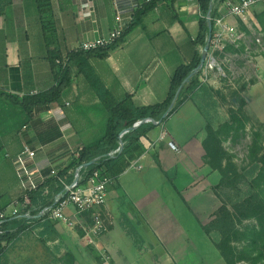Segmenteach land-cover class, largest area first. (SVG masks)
I'll return each instance as SVG.
<instances>
[{
	"label": "crops",
	"instance_id": "0c3cea01",
	"mask_svg": "<svg viewBox=\"0 0 264 264\" xmlns=\"http://www.w3.org/2000/svg\"><path fill=\"white\" fill-rule=\"evenodd\" d=\"M51 1L63 56L76 51L82 42L109 38L116 27V0ZM147 1L136 0L140 5ZM201 18L198 0L174 5L160 3L145 18L144 25L136 27L108 58H93L91 64L118 100L130 95L137 107L163 103L176 69L191 63L201 50L195 44ZM252 18L264 35V4L252 11ZM226 20L235 28L242 23L249 30L238 17ZM251 42L255 44L254 40ZM258 64L257 80L248 87L247 101L254 107L263 101L264 57L258 58ZM54 84V70L48 59L36 0H14L5 14L0 15V210H7L23 196L14 160L25 145L40 151L38 164L44 167L49 161L62 168L73 162L75 151L106 135L107 110L76 67H73L72 84L63 92L56 109H43L30 116L23 107L3 97L12 95L22 101L25 96L49 91ZM197 93L198 90L165 124L141 138L143 153L129 160L128 168L116 175L108 190V201L109 192L118 181L122 191L129 193L135 187L142 191L138 203L159 236L156 242L160 250L154 253L161 254V264H190L200 259L201 251L190 239L189 227L180 223L176 213L184 207L197 229L209 237L204 230L205 221L220 207L211 188L215 185L212 178L221 177L207 161L204 141L208 134L201 128L204 118L192 101ZM184 113L194 114L195 125L190 123L192 127L178 130L179 118ZM253 114L264 119L259 108ZM170 142L176 150L170 147ZM133 163L141 169H130ZM134 178L176 180L171 181V190L163 193L157 189L149 191L145 180L136 184ZM164 182L168 185L167 180ZM167 198H178L188 206L177 208V205L174 209L166 202ZM189 222L191 225L192 221Z\"/></svg>",
	"mask_w": 264,
	"mask_h": 264
},
{
	"label": "trees",
	"instance_id": "16d2710c",
	"mask_svg": "<svg viewBox=\"0 0 264 264\" xmlns=\"http://www.w3.org/2000/svg\"><path fill=\"white\" fill-rule=\"evenodd\" d=\"M14 0H0V15L5 14L8 7ZM186 0H149L141 4L132 14V20L127 24L121 36L112 44L93 49L90 51L77 50L66 55L67 63L58 64V60H63V55L59 50V36L54 17V10L51 0H36L45 42L48 51V59L54 70V86L47 92L25 96L22 101L12 95H3L8 101L19 105L30 115L43 109H56L60 106L63 92L70 87L73 81V67H76L91 88L97 94L108 113L107 132L103 139L83 147L80 161L86 163L88 169L93 171L102 166H106L110 173L116 175L123 173L133 160L143 153L140 140L153 129L158 127L155 122L165 124L182 106L190 100L191 96L198 90V74L196 70L200 67L202 54L198 52L193 61L186 65L179 66L170 84L167 99L160 104L152 106L137 107L130 95L118 100L107 89L102 79L99 77L91 64V59H106L111 52L119 48L126 37L138 26L144 25V20L160 3L174 5L177 2ZM202 18L200 21V34L195 40V44L201 47L207 45V37L210 36V24L206 19L212 8V0H198ZM240 113L246 106V98H241ZM240 113L231 112L230 122L224 124L220 132L210 131L205 145L209 151L208 141L214 142L212 154L216 157L224 155L222 135H229L231 132H239L246 124L240 119ZM146 119L152 123H141L137 128L135 124ZM238 125V127H236ZM127 132L122 139L120 135ZM120 142L124 143L123 151L114 157L110 154L115 151ZM253 156H259L261 170L253 180V193L239 202L232 212L227 206L219 210L216 227L221 233V240L216 244L221 256L226 264H264V128L254 132V140L251 148ZM116 166V168H115ZM68 169V168H67ZM31 202L38 208L46 207L49 202L42 197V192L31 194ZM37 216L38 211L33 212ZM251 221L245 228L238 227V222ZM31 222V223H30ZM34 227H44L43 235L54 234L56 230L51 222L41 224L37 219L10 218L4 224V234H0V264L5 263V258L10 245L14 244L22 233ZM210 231L209 227H205ZM241 244V245H240Z\"/></svg>",
	"mask_w": 264,
	"mask_h": 264
},
{
	"label": "rangeland",
	"instance_id": "374dc122",
	"mask_svg": "<svg viewBox=\"0 0 264 264\" xmlns=\"http://www.w3.org/2000/svg\"><path fill=\"white\" fill-rule=\"evenodd\" d=\"M256 16L257 13L254 18ZM253 27L254 30L247 31L245 26L239 23L238 29L246 34V38L250 42L254 40V36L261 34V30L257 28L256 24ZM262 42L264 45L263 33ZM229 51L234 52L230 49ZM243 64L244 60L235 62L239 69L244 66ZM248 71L253 73L252 69L247 70L246 68V73ZM256 80L252 75L249 84L244 82L243 77H239L234 82L235 86L227 81H223V84L218 88L208 84L199 85V93L192 98V101L204 118L201 128L208 134L207 138H209L210 131L220 132L222 126L230 122L231 112L240 113V103L237 101L240 102L241 98H246V100L249 98L248 87ZM261 94L263 101L259 107H254L247 101L239 115L246 124L245 128L239 132L222 135V147L225 153L223 156L213 155L211 147L214 142L212 139L208 141L210 150L206 151L207 161L220 173L221 177L212 178V184L215 185L211 189L216 194L220 207L205 221L206 227H209L210 231H206L205 227L204 230L209 237L197 229L191 214L184 207L178 215L175 214L181 224L189 227L187 230L189 237L202 253L199 254L198 262L193 261L190 264H226L216 246L222 238L221 233L216 227L212 228V225L217 222L219 210L223 206H227L233 212L239 202L253 193V180L261 170L259 161L261 155L253 156L251 148L254 132L264 128V119H259L253 112L259 108L264 114V90ZM188 108L190 106L186 109ZM179 121L176 128L178 130L180 127H190V123L195 125L196 117L193 113H189V115L184 113ZM204 147L206 149V145ZM142 180L146 181L149 191L157 189L165 193L166 190H171L169 187L171 181L176 178H134L133 182L136 181L138 182L136 184H140ZM164 180L168 181V185ZM123 190L119 181L110 190L108 205L100 212V223L97 222L96 217L92 218L91 215L84 222L73 227L53 224L56 230L54 234L43 235L44 227L43 229L34 227L22 233L17 241L9 246L3 264H161V254L156 253L157 255H155L154 253V251L160 250L157 243L159 236L153 231L138 203L143 197L142 191L136 187L129 191L132 194ZM166 202L174 209L177 205V208L188 206L178 198H167ZM190 220L192 221L191 225ZM195 220L197 223L196 218ZM250 223L251 221L247 220L238 222V227L245 228ZM97 225L101 227V232L97 236H87V232L81 227L88 226L87 229H92ZM210 239L216 244L213 245Z\"/></svg>",
	"mask_w": 264,
	"mask_h": 264
},
{
	"label": "built area",
	"instance_id": "2783aa9c",
	"mask_svg": "<svg viewBox=\"0 0 264 264\" xmlns=\"http://www.w3.org/2000/svg\"><path fill=\"white\" fill-rule=\"evenodd\" d=\"M116 1L118 2L116 27L109 38L82 42L77 50L90 51L106 47L121 36L124 28L132 20V14L140 4L136 0ZM261 4H264V0H212V8L206 19L213 26V32L206 39L207 45L201 47L200 50L202 56H206L204 64L197 69L200 86L208 84L215 87L216 84L222 85L223 81L235 86L234 82L239 77H243L244 82L248 84L252 75L257 78V72L260 69L258 58L264 57L262 33L255 36V44H253L247 40L245 33L235 28L226 19L238 17L250 30H254L255 22L252 18V11ZM207 47L208 51L206 52L205 48ZM229 49L234 52H230ZM241 60H244V66L239 69L235 62ZM57 63L66 64V56H63V60H58ZM246 68L247 70L252 69L253 73L251 74L249 71L246 73ZM152 122L150 119H146L136 123L134 127L137 128L141 123ZM155 123L158 126L163 125L160 122ZM126 133L123 132L120 139ZM169 145L173 150H176L173 142H170ZM123 148L124 143L120 142L119 147L110 156L114 157L121 153ZM82 150L83 148H79L73 153V162L67 167L59 168L49 161L43 167L38 164L40 151L25 145L23 151L14 160L23 196L13 202L7 210H0V234L5 233L4 224L10 218L37 219L41 224L51 222L73 227L92 215V218L96 217L97 222L100 223V212L107 205L108 190L115 178L106 166L90 171L86 163L80 161ZM130 169L139 170L141 167L133 163ZM38 191H41L42 197L49 202L44 208H38L31 202V194ZM34 211H38L37 216L34 215ZM81 227L87 232V236H97L101 232L99 225L92 229H87L88 226ZM41 228L43 229V227Z\"/></svg>",
	"mask_w": 264,
	"mask_h": 264
},
{
	"label": "water",
	"instance_id": "95a60500",
	"mask_svg": "<svg viewBox=\"0 0 264 264\" xmlns=\"http://www.w3.org/2000/svg\"><path fill=\"white\" fill-rule=\"evenodd\" d=\"M212 32H213V26L210 24V34H212ZM205 51H206V52L208 51V47H207V48H205ZM205 59H206V56H205V55H203V56H202L201 65H203V64H204V62H205ZM201 65H200V66H201ZM196 72H197V70H196Z\"/></svg>",
	"mask_w": 264,
	"mask_h": 264
}]
</instances>
